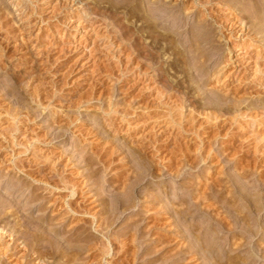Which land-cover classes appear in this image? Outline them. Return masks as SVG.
<instances>
[{
  "label": "rangeland",
  "instance_id": "374dc122",
  "mask_svg": "<svg viewBox=\"0 0 264 264\" xmlns=\"http://www.w3.org/2000/svg\"><path fill=\"white\" fill-rule=\"evenodd\" d=\"M32 1L39 10L29 0L23 11L14 8L13 0H0V208L11 202L6 209L18 211L20 217L9 213L5 222L23 223V214L32 208L31 218L43 219L37 220L42 228L59 231L53 236L64 245L70 236L66 230L80 226L75 236L101 238L95 228L102 211L115 210L112 234H120L116 251L133 228L146 232L135 243L136 264H213V259L204 258L206 247L197 248V256L190 254L193 224L201 226L199 238L205 246L211 231L218 229L220 258L264 264V36H255L250 28L242 31L234 20L251 0L235 6L236 12L226 0H111L114 6L89 0L126 13L128 24L139 31L137 38L150 47L146 52L135 51L113 25L101 23L104 27L96 25L94 32L89 27L94 20L82 12L86 0L67 10L61 9L64 0H46L49 5ZM200 8L206 18L197 12ZM164 9L168 14L159 21L157 36L164 40L162 35H169L174 47L164 46L160 54H166L164 63L171 62L166 75L182 93L161 94L153 80V20L148 18ZM251 15L246 12L245 21L257 24ZM175 23L183 25L179 35L173 33ZM192 27L205 28L208 34V61L193 57L196 51L188 42ZM261 52L263 57L256 56ZM136 178L141 181L138 187ZM66 186L75 188V197H69ZM231 197L237 202H230ZM178 200L186 202L191 213L182 219L172 216ZM67 202L81 212L61 222ZM210 204L217 209L213 213L205 208ZM220 220L232 222L233 230L222 229ZM154 227L157 233L152 235ZM25 241L31 245L28 238ZM95 242L90 245L95 257L84 255L87 260L72 264H108L124 253L104 259L101 242ZM167 249L169 258L161 256ZM0 251V262L19 264L4 247ZM128 255L122 260L130 259Z\"/></svg>",
  "mask_w": 264,
  "mask_h": 264
},
{
  "label": "bare ground",
  "instance_id": "6f19581e",
  "mask_svg": "<svg viewBox=\"0 0 264 264\" xmlns=\"http://www.w3.org/2000/svg\"><path fill=\"white\" fill-rule=\"evenodd\" d=\"M14 2H13V6H14V8H18V7H20L21 8V11H23V9H24V3H25V0H13ZM32 4L34 3L32 0H29ZM49 1V0H48ZM65 1V4H64V6H61V9L63 10V9H65V10H67V9H71V4H73L74 3V5H75V3H77V1H80L81 2V0H64ZM99 1V0H98ZM122 2H123V4L125 3V2H129V3H132V1L133 0H121ZM159 1V0H158ZM212 1H214V0H212ZM221 1V0H220ZM245 0H226V1H224L227 5H228V7H229V9H233L235 6H237V5H244L243 4V2H244ZM40 2H41V0H40ZM87 2V3H86ZM96 2H97V0H96ZM100 2V4H106V2L108 3V4H111V6H114V5H112V1L110 0H100L99 1ZM246 2V1H245ZM250 2H252V4H250L249 3V7H243V8H246V9H244L245 11V13L246 12H248V13H250V14H255V19H257L258 20V22H256L257 24H255V25H253L252 23V25L250 24H248L245 20V18H247L246 16H245V13H242L243 11H241L239 14H242V16H239V14H237L236 15V17H234V20L236 21L237 20V22L240 24V28H242V31H246V30H248L249 28L251 29V30H253L254 31V34H256L255 36H259L260 38H262L263 36H264V0H251ZM43 3H49V2H46V0H43ZM85 3H86V5H85ZM98 3V2H97ZM117 3V2H116ZM128 3V4H129ZM156 3V2H155ZM46 4V5H47ZM99 4V5H100ZM121 4V3H120ZM119 4V5H120ZM128 4H127V6H128ZM247 4V3H246ZM34 5V4H33ZM49 5V4H48ZM85 7H83L82 8V12H83V15L85 14V15H87V14H89L91 17H92V19L94 20L93 22L92 21H89L90 23H89V27L94 31V32H96V27H94V26H96V25H101L102 27H104L102 24H104L106 27L107 26H109V25H113L117 30H118V32L120 33V35L125 39V40H127V41H129V42H131L132 43V45H133V49L135 50V51H147V50H151L150 49V47H148L147 46V44H145V43H143V40H141V37H140V39H138L137 38V34H136V32H138L139 33V31H135L134 29H132L131 28V26L128 24L129 22H127L126 20H127V17H126V13L125 14H123V13H119V12H114V11H111V10H109V9H106L107 7H99V5L98 4H96V3H89V0H86V1H84V4H83ZM157 5V4H156ZM202 5H204L203 3H202ZM35 7H33L35 10H39V8H40V6L38 5V4H36L35 3V5H34ZM118 6V5H117ZM29 7V6H28ZM205 7V6H204ZM33 8H31V10L33 9ZM1 9V8H0ZM33 9V14H35L34 12H35V10ZM56 9H58L57 7H56ZM59 9H60V7H59ZM58 9V10H59ZM60 9V10H61ZM153 9H155V11H156V8H153ZM195 9H196V7H195ZM18 11H19V9H17ZM28 10V9H27ZM134 10V9H133ZM242 10V9H241ZM160 11V10H159ZM232 11H234V12H236V10H232ZM123 12V11H122ZM133 12V11H132ZM197 12L203 17V14H204V12L201 10V8L200 9H197ZM231 12V11H230ZM31 13H32V11H31ZM141 13V12H140ZM159 13V12H158ZM57 14H59V13H57ZM130 14H131V12H130ZM167 14H168V12L166 11V9H164V10H162V11H160V13L158 14V15H154L153 14V19H151V18H148V22H150L151 20H153V80H154V82L155 83H157V85L160 87V88H158V92L159 93H161V94H163V93H165L166 91L168 92H170V91H176V92H178V93H182L181 91H180V88H179V86L180 85H173V84H171L170 83V80L168 79V75H166V74H168V73H166V71H170L169 69L170 68H172L173 66H172V64H170L169 62L168 63H164L163 62V60L162 59H164V57L163 56H165V55H161L160 54V51H162V50H164V48L166 47V48H171V47H174V42L171 40V39H169L170 38V36L169 35H162V37L164 38V40H162V39H160L158 36H157V31H156V28H157V25H158V23H159V21H164V17H166L167 16ZM233 14V13H232ZM129 15V14H128ZM133 16L132 17H135L136 19L138 18V16H139V14H136V13H134L133 12V14H132ZM251 15V16H252ZM90 16H89V18H90ZM204 16H205V14H204ZM234 16V15H233ZM237 16H239V17H237ZM250 16V17H251ZM149 17V16H148ZM199 17V16H198ZM202 17H200L201 18V20H202ZM203 18H206V17H203ZM253 18V17H252ZM146 19V18H145ZM145 19H144V21H145ZM233 19V18H232ZM89 20V19H88ZM141 20V19H140ZM147 20V19H146ZM256 20V21H257ZM138 21H139V18H138ZM205 21V20H204ZM204 21H203V23H204ZM201 22V21H200ZM255 22V21H254ZM97 23H99V24H97ZM102 23V24H101ZM132 23V22H131ZM202 23V24H203ZM175 26H173V25H171L172 27H174V29L176 30V31H173V33H175V34H178L179 35V32H180V30L183 28L182 26V24L181 23H177V25H176V23L174 24ZM201 25V24H200ZM6 26V25H5ZM194 26V25H193ZM182 27V28H181ZM204 27V26H203ZM207 27V26H206ZM114 28V29H115ZM134 28V27H133ZM3 29V28H2ZM205 29V28H204ZM201 30V29H196V28H194V27H192L191 28V33L193 34V39H191V41H188V42H191L190 43V45H191V47L192 48H194V50L196 51L195 52V54H193V57H194V59H197L198 61H200L201 59H202V61H203V59H206L207 60V58H206V56H208V55H206L207 53H206V50H205V45L208 43L207 41L209 40L208 39V34L206 33V30ZM207 29V28H206ZM190 31V30H189ZM252 32V31H251ZM97 33V32H96ZM139 35V34H138ZM161 35V34H160ZM5 37V36H4ZM174 37V36H173ZM195 39V40H194ZM5 40V39H4ZM9 40V39H8ZM160 40H162L163 42H161ZM162 43V44H161ZM176 44V43H175ZM161 46V48H160V46ZM165 46V47H164ZM176 47V46H175ZM204 48V49H203ZM176 49V48H175ZM174 49V50H175ZM177 49H178V47H177ZM176 49V50H177ZM183 50V49H182ZM264 51V50H263ZM145 52H143V54H145ZM176 52H179L180 53V50L178 51H176ZM183 52V51H182ZM206 53V54H205ZM185 54V53H184ZM183 53L182 54H179V55H184ZM198 54V55H197ZM145 56V55H144ZM256 56H258V57H263V55H262V52L261 53H259V54H257ZM146 57H147V55H146ZM257 57V58H258ZM169 58H170V56H169ZM178 58V57H177ZM191 58V57H190ZM190 58H189V60H190ZM256 58V59H257ZM171 59V58H170ZM174 59V58H173ZM182 60H183V58H181ZM181 59H180V62H181ZM191 59H193V58H191ZM178 61H179V59H177ZM206 60H204V61H206ZM184 61H186L185 60V58H184ZM181 62V63H185V62ZM193 61V60H192ZM208 61V60H207ZM176 62V61H175ZM194 62V61H193ZM192 62V63H193ZM187 63V62H186ZM166 65H167V68H166ZM185 65V64H184ZM191 68V67H190ZM189 69V68H188ZM15 73V72H14ZM30 73V72H29ZM19 75V74H18ZM21 77V76H20ZM179 77V76H178ZM18 78V77H17ZM172 82V81H171ZM182 85V84H181ZM157 87V86H156ZM168 95V94H167ZM181 95V94H180ZM183 96H184V92H183ZM185 96H186V93H185ZM178 97V96H177ZM176 97V98H177ZM174 98H175V96H174ZM188 98H190V97H188ZM188 98H186L187 99V102L189 103V106L193 109H195V104L191 101V99L189 100ZM178 99H180V98H178ZM177 99V100H178ZM181 100H182V98H181ZM185 100V99H184ZM184 100H182V101H180V102H183V103H185L184 102ZM187 104V103H186ZM197 104V103H196ZM180 106V105H179ZM181 108V107H180ZM182 109V108H181ZM173 110V109H172ZM183 114V113H182ZM169 121V120H168ZM181 124V123H180ZM156 145V144H155ZM204 148V147H203ZM203 157V156H202ZM104 165V164H103ZM135 174V173H134ZM138 177V176H137ZM141 178H143V177H141ZM137 179V178H136ZM139 179V178H138ZM137 179V180H138ZM136 180V181H137ZM142 180V179H141ZM143 180H144V178H143ZM142 180V181H143ZM113 183H114V181H112ZM116 182V181H115ZM138 182H139V180H138ZM141 182V181H140ZM140 182L139 183H135V187H138L139 186V184H140ZM200 182V181H199ZM186 184V183H185ZM68 185V184H67ZM112 185V184H111ZM134 186V185H133ZM132 187V186H131ZM131 187H130V189H131ZM59 188V187H58ZM221 188V187H220ZM224 188V187H223ZM66 189H69L71 192V194H70V196L69 197H75V195L77 194L76 193V191H75V188H70V187H67L66 186ZM119 189V188H118ZM136 189V188H135ZM134 189V190H135ZM231 189V188H230ZM123 190H124V188H123ZM132 190V189H131ZM211 190V189H210ZM225 190V189H224ZM100 191V190H99ZM195 192V191H194ZM221 192H222V190H221ZM228 192V191H227ZM224 193V192H223ZM222 194V193H221ZM89 195V194H88ZM225 195V194H224ZM131 196V195H130ZM129 196V197H130ZM199 196H201V195H199ZM198 196V197H199ZM213 196V195H212ZM68 197V198H69ZM202 197V196H201ZM227 197V196H226ZM35 197H33V199H34ZM67 198V199H68ZM104 198V197H103ZM208 198V197H207ZM207 198L205 199V197L203 198V200L205 201V200H207ZM224 198V197H223ZM36 199H38V198H36ZM77 199V198H76ZM197 199V198H196ZM174 200H176V199H174ZM200 200L202 201V199L200 198ZM223 200V199H222ZM221 200V201H222ZM226 200H227V198H226ZM5 201V200H4ZM7 201V200H6ZM37 201V200H36ZM74 201V200H73ZM179 201V204L177 205V206H174V208H173V210L174 211H172V212H174V213H172V214H174V215H172L175 219H182L183 217L185 218V216H186V214H187V212H189V208H185V205H186V202H184V201H182V200H178ZM199 201V200H198ZM215 201V200H214ZM229 201L231 202V201H233V203L235 202H237L236 200L234 201L233 200V198L231 197V200L229 199ZM86 202V201H85ZM98 202V201H97ZM5 204H6V202H4ZM11 203V202H10ZM9 203V204H10ZM71 203H73V202H70V203H68L67 202V204L69 205V208L66 210V214H60V215H62L63 217H62V219L61 220H59V221H61L62 222V220L64 219V217L66 216V215H69L70 213H74V214H78L79 215V212H81V211H79V210H76L77 209V207H79V206H77L76 207V209H74V207H73V205L71 204ZM123 203V202H122ZM126 204L128 203V202H125ZM130 203V202H129ZM202 203V202H201ZM250 203V202H249ZM253 203V202H252ZM2 205V207L0 208L1 209V211H0V248L1 247H4V249L6 250V251H9V253L11 252V254L13 255V257L12 258H17L18 260H17V262L19 261V264H72V263H75V262H77L78 260L80 261V259H83V260H87L88 258H92L95 254H96V252H95V254L94 253H91L93 250H94V247L93 248H91L90 247V245H91V242L93 241V240H96V242H95V245H98L97 244V240L98 241H100L101 242V244L100 245H102V248L100 247V245H99V249H100V251L102 252L100 255L102 256V254L104 255V259L105 258H107V256L108 257H110L111 255H113L112 257H117L120 253H122V252H124L123 253V255L122 256H118V260H117V262H109L108 264H136V262H137V260H138V258H139V252H137L136 251V246H135V243L136 242H138L139 240H140V238H142L144 235H145V233L146 232H144L142 229H136L135 230V228H133V227H136L135 225H131V226H133L132 228L134 229V230H131V231H133V232H128L129 233V238L127 239V242H125L122 246H121V244H120V246L119 247H121V248H119L118 247V250L119 251H116V249H115V246L117 245V243L118 242H116V241H118L119 240V238H120V234L119 235H117V234H112L113 233V227H114V224H115V219H116V213L113 211H105V210H101L102 211V214H104V216L106 215V217H104V216H102L101 215V217H100V219H99V226L97 227V228H95V230H96V233L98 234V235H100V236H102L101 238H103V239H101V238H99L97 235H93V234H91V235H93V236H90V235H88L87 234V236H84L83 234H81V235H79V236H75V232L81 227H78V228H72V230H66V232L65 233H67V234H70V236L69 237H67V238H65L64 240H65V243H64V245L62 244V242L60 241H57V240H55V233H57V232H59V231H55V230H53V229H47V228H42V226L38 223V221L39 220H41V218H31V215L33 214V212L31 211V209L29 208V211H27L26 212V215L25 214H23L24 215V217H23V223L21 222L20 223V219L18 220L19 222H17L16 221V223H14V225L13 224H11L10 222H8V221H6L5 222V219L6 218H8V214L10 213L12 216H15V218H17V217H19L18 216V211L16 212V211H13V212H9V210H7L8 208L6 207L7 205H9L8 204V202H7V204L6 205ZM75 204V203H74ZM102 204V203H101ZM133 205H134V203H132ZM200 204V203H199ZM203 204V203H202ZM208 204V203H207ZM215 204V203H214ZM218 204V203H217ZM232 204V203H231ZM1 205V204H0ZM67 205V206H68ZM77 205V204H76ZM75 205V206H76ZM119 205H120V203H119ZM124 204H122V206H123ZM203 205H205V204H203ZM213 205V204H212ZM216 205V204H215ZM234 205H236V204H234ZM11 206V205H10ZM82 206V205H81ZM105 206V205H104ZM117 206V205H116ZM128 206H129V204H128ZM193 206V205H192ZM214 206V205H213ZM213 206H211V204H210V206H205V208L207 209H211L212 211H210V213L212 212H215V209L213 208ZM247 206V205H246ZM120 207V206H119ZM124 207V206H123ZM196 207V206H195ZM198 207V206H197ZM204 207V206H203ZM215 207V206H214ZM257 207V206H256ZM7 208V209H6ZM10 208H12V207H10ZM81 208V207H80ZM121 208V207H120ZM125 208V207H124ZM128 208V207H127ZM126 208V209H127ZM129 208H131V206L129 207ZM199 208V207H198ZM248 208H250V209H252V206L250 207H248ZM82 209V208H81ZM110 209V208H109ZM108 209V210H109ZM125 209V210H126ZM172 209V208H171ZM219 209V208H218ZM237 209V208H236ZM12 210V209H11ZM18 210V209H17ZM83 210H85V209H83ZM197 210V209H196ZM217 210V209H216ZM79 211V212H78ZM86 211V210H85ZM209 211V210H208ZM220 211V210H219ZM239 211V210H238ZM83 212V211H82ZM88 212V211H87ZM86 212V213H87ZM106 212V213H105ZM83 213H85V212H83ZM89 213V212H88ZM87 213V216L89 215ZM216 213H218V212H216ZM9 214V215H10ZM100 214H101V212H100ZM189 214H191V213H188L187 215H189ZM58 216V217H61V216ZM221 215V214H220ZM240 215H241V217L243 218V219H246V218H248V217H246L243 213H240ZM81 216V215H80ZM215 216H217L216 214H215ZM215 216H214V218H215ZM33 217V216H32ZM93 217V216H92ZM213 217V216H212ZM219 217V216H218ZM240 217V218H241ZM20 218V217H19ZM94 218H95V220H96V218H97V216H95L94 215ZM154 218V217H153ZM77 219H79V218H77ZM118 219V218H117ZM225 219V218H224ZM38 220V221H37ZM43 220V219H42ZM41 220V221H42ZM57 220V219H56ZM55 220V221H56ZM84 220V219H83ZM82 220V221H83ZM54 221V220H53ZM53 221H51V222H53ZM76 221H78V220H76ZM82 221H80V222H82ZM133 221V220H132ZM178 221V220H177ZM221 221V220H220ZM224 220H222L221 221V226H222V229H224V230H233L232 229V226L234 227L235 225L234 224H232V222H223ZM51 222L49 223V224H51ZM94 222V221H93ZM41 223H43V222H41ZM86 223V222H85ZM88 223V222H87ZM135 223H137V222H135ZM175 223V222H174ZM196 223V222H195ZM251 223V222H250ZM256 223H257V221H256ZM260 223V222H259ZM95 224V223H94ZM179 224V223H178ZM252 224V223H251ZM251 224H248L247 223V226H248V228H249V231L253 234V237L254 236H256V234H258L257 232H255L252 228L254 227H252L251 226ZM61 225L64 227V229H66V227H68L65 223H61ZM259 225V224H258ZM41 226V227H40ZM246 226V227H247ZM250 226V227H249ZM257 226V225H256ZM261 226V225H260ZM138 227V226H137ZM146 227V226H145ZM203 227V226H202ZM23 228V230H21ZM70 228V227H69ZM83 228V227H82ZM81 228V229H82ZM68 229V228H67ZM80 229V230H81ZM93 229H94V227H93ZM146 229V228H145ZM144 229V230H145ZM201 226L200 225H191V227H190V229H189V232H190V234L191 235H193L194 237V239H193V243H194V245L191 243V246H187V248L188 247H190L189 248V250H190V254H193V255H199V251H197V248H199L198 250H203L205 247L207 248H205L203 251V253L206 255V257H204L205 259L207 258V260L209 259V260H211L212 261V259L215 261V262H213V264H240L238 261V263L234 260V258H226V259H222V258H220L221 256H219V255H216V250H217V245H218V243H216V241H217V236L219 235V232L216 230V231H211L210 233V237H211V239L209 240V242L206 244V246L203 244V242H201V240H200V238H199V234L201 233V232H199V231H201ZM83 230V229H82ZM81 230V231H82ZM94 230V231H95ZM142 230V231H141ZM188 230V229H187ZM220 230V229H219ZM228 230V231H229ZM262 230H264V227H262ZM89 231V230H88ZM149 231V233H150V230H148ZM152 231V230H151ZM230 231V232H231ZM79 232V231H78ZM184 232V231H183ZM187 232V231H186ZM198 232V233H197ZM258 232H259V230H258ZM263 232V231H262ZM86 233H87V230H86ZM117 233V232H116ZM121 233V232H120ZM126 233V232H125ZM127 233V234H128ZM148 233V232H147ZM148 233V234H149ZM157 233V229H155V227L153 228V233H152V235L153 234H156ZM175 233V232H174ZM188 233V232H187ZM256 233V234H255ZM21 234V235H20ZM53 234H54V236H53ZM77 234V233H76ZM85 234V233H84ZM179 234H182V231H180L179 232ZM19 235V236H18ZM146 236V235H145ZM156 236V235H155ZM124 237V236H123ZM157 237V236H156ZM165 237V236H164ZM26 238H28V240H30L31 241V245L29 246V244L28 243H30L29 241H28V243L25 241L26 240ZM123 239V238H122ZM126 240V239H125ZM165 240V239H164ZM120 241V240H119ZM162 241V239L161 238H159L158 239V242L160 243ZM235 241V240H234ZM75 242H80V243H86L83 247H74V246H72L71 244L73 243H75ZM123 242V241H122ZM163 242H165V241H163ZM162 242V243H163ZM186 242V241H185ZM121 243V242H120ZM139 243V242H138ZM32 244H33V246H32ZM67 244V245H66ZM142 244V243H141ZM161 244V243H160ZM164 244V243H163ZM66 245V246H65ZM93 245V244H92ZM91 245V246H92ZM166 245V244H165ZM235 245H236V243H235ZM239 245V244H238ZM182 246L183 245H181V248H182ZM186 246V245H185ZM30 247H31V249H30ZM157 247V246H156ZM159 247H160V245H159ZM98 248V247H97ZM175 248V247H174ZM176 248H178V247H176ZM180 248V249H181ZM184 248V247H183ZM259 248V247H258ZM157 249V248H156ZM180 249H179V251H180ZM98 250V249H97ZM125 250V251H124ZM151 250V249H150ZM3 251V250H2ZM99 251V250H98ZM179 251H178V254H179ZM181 251H183V250H181ZM262 251V253H263V256L262 257H264V248L261 250ZM1 252V251H0ZM32 252V253H31ZM169 250L167 249V250H164L163 252H162V254H161V256L163 255V257H165V258H169V256H167L168 254H169ZM175 252V251H174ZM4 253V256H5V252H2V254ZM8 253V252H7ZM100 253V252H99ZM150 253H151V251H150ZM149 253V250H148V254H150ZM202 253V254H203ZM258 253V252H257ZM124 254H129L128 255V257H131L130 259H127V260H122V257L124 256ZM147 254V253H146ZM0 255H1V253H0ZM9 255V254H8ZM84 255H88V258H83V256ZM2 256V255H1ZM15 256V257H14ZM96 256V255H95ZM94 256V257H95ZM126 256V255H125ZM219 256V257H218ZM259 256V255H258ZM85 257V256H84ZM111 257V258H112ZM127 257V258H128ZM219 259H218V258ZM224 257V256H223ZM126 258V257H125ZM172 258V257H171ZM250 258H252L253 259V257H250ZM249 258V259H250ZM58 259H60L59 261L61 262V263H56V261L58 262ZM103 259V260H104ZM216 259V260H215ZM254 259H256V258H254ZM264 259V258H263ZM91 260V259H90ZM244 260V259H243ZM3 261V260H2ZM94 261V260H93ZM96 261V260H95ZM168 261V260H167ZM206 261V260H205ZM248 262L249 261H251V260H247ZM246 261V259L244 260V264L247 262ZM253 261L254 262H257L256 260H252L251 262H249V263H253ZM260 261V260H259ZM85 262V261H84ZM153 262V261H152ZM176 262V261H175ZM207 262V261H206ZM79 263V262H78ZM155 263V262H154ZM0 264H3L2 262H0ZM149 264V263H148ZM247 264V263H246ZM259 264V263H258Z\"/></svg>",
  "mask_w": 264,
  "mask_h": 264
}]
</instances>
